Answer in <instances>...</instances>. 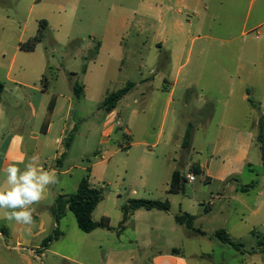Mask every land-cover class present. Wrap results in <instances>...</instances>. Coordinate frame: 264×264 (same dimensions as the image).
Listing matches in <instances>:
<instances>
[{"label": "rangeland", "instance_id": "374dc122", "mask_svg": "<svg viewBox=\"0 0 264 264\" xmlns=\"http://www.w3.org/2000/svg\"><path fill=\"white\" fill-rule=\"evenodd\" d=\"M185 6L197 9L208 7L210 14L219 18V22L231 23L228 27L225 26V31L220 37L224 40L236 39L230 44L224 41L212 44L204 39L194 42L190 51L191 61L195 62L201 48H204L208 57L203 59L202 63L206 67L205 70H208V75L192 78L196 81V86H190L184 93L177 92L175 103L167 114L163 131L165 137L167 133L172 132L171 143L166 149L172 151V168H176L185 176L190 171V166L208 156L220 124L233 119L239 125L254 132V142L248 154V165L242 172L239 184L264 182V163L261 159V144L258 142L259 123L264 119V88L261 86L264 79L260 78L262 76L258 73L259 70L254 78L257 84L249 86L254 105H240L235 113L233 112V116L232 110L223 104L231 89L235 87L232 82L237 81L232 77L236 58L226 57L236 54V45L241 44L245 39L251 44L264 41V25L252 29L255 24L264 23V0H0V82L6 88L4 102L8 103L15 87L8 81L9 79L38 84L36 72L38 66L43 65L48 66L46 73H51L50 77L54 76L53 79H56L55 84L52 83L54 80L51 81L49 91H53L56 95L62 94L66 98L69 96L72 100L71 108L75 112L76 129L68 144L64 146L62 167L56 174L58 182L49 186L45 201L31 206L33 212L43 214L47 222H54L50 208L57 197L75 193L80 180L90 169V183L103 191V199L92 213V218L94 221H100L104 217L111 221L109 230L98 231L102 235L106 234L108 239L85 235L77 228L75 218L69 211H66L60 220L59 229L70 236L69 244H72L70 246L85 239L92 244L94 241L91 237H96L102 243H107V247H103L106 251L112 241L115 254H108V260L112 262L121 259L130 264L137 260L144 261L160 246L158 242L165 241V237H162L163 232L159 234L161 236L157 232H150L148 236L141 234L137 240L135 224L132 220L128 221L129 223L126 221L123 224L124 229L119 231L118 224L121 220L118 215L121 214L122 206L131 199L166 200L163 199L164 195L160 189L168 177L161 176L151 180L148 187L141 185L137 171L132 168L136 166L141 151H148V148H133L132 156L127 160L125 157L128 150L125 148L127 138L123 130L116 131L111 138L102 137L106 111L100 107V98L104 91L110 93L124 88L129 82L134 83V87L118 103L116 110L119 112L118 122L122 129L135 130L141 127V111L145 101L150 97V92L159 85L165 84L162 79L155 77L157 75L155 70L157 66L163 65L165 55L158 53L160 59L153 61L154 55L148 52L153 32L159 23V11L172 18V9L180 8L183 12ZM41 20L47 22L41 42L33 52L21 51L19 45L36 34ZM203 21H207L206 18H203ZM125 24H128V27L123 28L125 31L122 57L115 60L113 56H116V53L104 51L95 71L92 70L85 78L81 70L84 65L87 66L92 61L93 57L95 58L93 52L96 43L111 37L107 30L115 27L121 29ZM141 25H143L142 30H140ZM241 32H246L245 36L240 35ZM202 35L203 33L194 32L193 36ZM101 65L103 68H100ZM49 68L51 70H48ZM213 74L217 76L213 78ZM143 80H146V83H143ZM166 80L172 81V79ZM74 84L81 86L87 84V91L82 90V94L77 97L72 88ZM26 92L28 91H25V95ZM60 105L61 109L57 113L51 136L60 134L63 123L61 117L68 109L67 101L61 102ZM132 111H137V114L132 116ZM21 112L23 113L24 110ZM23 115L26 116V112ZM187 130L190 131L191 142L188 149H183L181 144ZM51 136L48 138L49 149L42 160L52 159L57 154V144L50 142ZM153 149L159 153L163 149V144ZM103 152H105V160L96 158ZM160 166L167 167L164 163H160ZM194 177L196 181L193 185L202 186V177L200 175ZM189 187L191 184L186 183L185 189ZM134 191L136 192L133 193ZM170 199L174 212L181 198L176 196ZM185 204L195 214L196 219L192 227H202L210 234L212 231L231 228L236 218L232 210L234 203L228 197L221 203H215L212 208L214 217L205 216L208 212L203 205L199 208V206L192 207L190 202ZM161 215L166 217L165 214ZM1 224L2 222L0 227ZM160 226L164 227L163 223ZM258 229L264 230L260 227ZM211 237L217 241L214 236ZM179 239L180 236L175 235L172 237V242L176 243ZM238 241L246 253L252 251L257 243V239L250 232L245 233ZM147 242L152 246L148 247ZM0 243L4 244L2 238ZM6 243L9 244L8 240ZM59 245L68 246L66 242L60 241L53 248ZM224 247L227 251H232L229 246L224 245ZM119 249L128 253L124 256L125 260L120 258ZM43 254L44 256L41 257L43 264H76L65 261L51 252H43ZM96 256L97 258L101 256L99 249L96 251ZM227 256V252L215 248L216 261ZM259 257L264 260V253L259 254Z\"/></svg>", "mask_w": 264, "mask_h": 264}, {"label": "crops", "instance_id": "0c3cea01", "mask_svg": "<svg viewBox=\"0 0 264 264\" xmlns=\"http://www.w3.org/2000/svg\"><path fill=\"white\" fill-rule=\"evenodd\" d=\"M203 18H206L207 21H203ZM158 20L159 23L153 32L152 43L148 47V52L154 55L153 61L160 59L158 53L165 55L163 65L157 66L155 70L157 73L155 77L162 79L165 84L159 85L150 92V97L145 101V106L141 111V127L139 129H122L118 122L119 112L116 109L106 112L102 125L104 129L106 118L110 113L115 116V124L109 137L111 138L116 131L123 130L122 132L127 138L125 146L128 149L125 153L127 160L132 156L131 151L133 148H148V151H141L136 166L132 168V170L137 171L143 187H148L151 180H156L161 176L168 177L160 192L164 195L163 199L168 201L170 210L168 212L138 210L126 220L127 222H130V220L134 222L137 240L141 234L148 236L150 232H157L158 235L163 232L162 237H165L163 243L162 241L158 242L161 247H157L150 257H147L144 261L137 260L133 264L138 262V264H264V260L259 257V254L264 253V246H260L261 238L258 237V235H264V230L260 231L258 229L259 227L264 229V182L255 181L246 185L239 184L242 172L248 165V154L254 142V132L250 128L239 125L233 119L222 122L214 136L208 156L195 163L199 166L203 185H193L196 179L192 182L187 180L191 187L185 189L183 193L178 195L168 193L172 173L177 169L172 168V151L166 150L172 140V132L167 133L165 137L163 131L167 114L175 103L177 92L184 93L190 86H196V81L192 78L197 79L208 75V70H205L206 67L202 63L203 59L208 57L204 48H201L197 59L193 63L190 51L194 46V42L201 39L212 44L222 43L223 41L227 44L235 42L236 38L224 40L220 37L221 33L225 31V26L228 27L231 23L219 22V18L210 14L209 8L206 6L200 9L185 6L183 12L180 8L172 9V18L159 11ZM262 25L264 23L260 22L255 24L252 29H257ZM126 26L128 27V24L123 25L121 29L115 27L107 30L111 37L99 43L100 46L95 58L87 64L86 71L83 73L85 78L92 70L97 68L98 60L104 51L116 53V56H113L115 60L120 59V56L122 57L125 31L123 28H127ZM142 28L143 25L140 26V30ZM194 32L203 33V35L194 37ZM245 34L246 32H241L240 35L245 36ZM236 48L237 53L226 58H236L232 77L236 78L237 81L232 82L235 87L233 90L231 89L228 97L223 102L228 109L232 110L231 115L233 116L240 105H251L249 100L252 97L249 93V86L257 84L254 78L257 76L258 70V73L262 76L260 78L264 79V71H262V67H264V41L251 44L250 41L245 39L241 44H237ZM108 57H110L109 54ZM216 57L223 58L222 56ZM47 67L38 66L36 72L38 84L9 79L8 81L14 84L15 87L13 96L8 100V103L4 102L6 91L4 87V92L0 98V185L5 180V166L13 160H27V158L36 155L47 170H54L57 174L62 167L61 160L66 140L69 134L76 129L75 112L71 108L72 100L69 96L66 98L62 94L56 95L53 91H49L51 82L47 87L42 84V76L47 74ZM100 68H103V66L101 65ZM216 76L217 74L212 75L213 78ZM166 79H172V81ZM55 82L56 79L52 81L53 84ZM144 82L146 83V80H143ZM261 86L264 88V81H262ZM87 87L88 85L84 84L83 92L87 91ZM26 90L28 92L25 95ZM108 93L106 91L102 93L100 103ZM51 101H54V108L49 111ZM65 101L68 103V109L65 111V115L61 117L63 123L60 127V134L51 136L57 113L61 109L60 103ZM22 110L26 112V116L23 115ZM132 112V116L137 114V111ZM50 136V142L57 144V154L52 159L42 160L49 149L48 138ZM160 144H163V149L157 153L153 148H157ZM160 163H164L167 167L160 166ZM20 167H23V165H20ZM189 173L192 172L189 171L185 175L186 179ZM176 196L181 199L177 209L172 212V199L170 198ZM47 197L46 190L45 198L40 202L45 201ZM226 197L234 203L232 210L235 212L236 218H234L231 228H224L223 230L226 229L227 234L239 244L241 243L238 240L245 233H253L257 243L249 253L242 249L243 246L237 250L221 243L214 236L216 231H212L210 234L202 227H195L194 229L203 233L199 234L183 225H179L174 220L175 214L184 212L192 215L195 221V214L185 206L186 202H190L192 207L199 206L201 208L203 205L208 212L205 216L214 217L212 208L216 202L221 203ZM161 214H165L166 217ZM118 218L121 220L122 214H119ZM33 219L34 223L29 226L0 218V222H2L0 239L2 238L4 243H0V264H43L41 260V257L44 256L43 252H51L65 261L76 264H130L122 259L115 262L108 260L109 255L115 254L112 241L106 251L103 247H107V243H102L96 237H91L94 241L92 244L88 239H85L79 240V243L70 246L72 245L69 244L71 242L70 236L59 229L60 224L57 225L55 220L54 222H47L43 214L36 212H33ZM161 223L164 227L160 226ZM110 225L111 221H109ZM56 227L62 235L46 249H42L43 240L49 237ZM118 228L119 231H122L124 225L120 227L119 222ZM99 230L104 229L94 230L85 235H95L108 239L106 234L98 233ZM175 235L180 236L179 241L176 243L172 242V237H175ZM211 236H214L217 241L213 240ZM6 240L9 244L6 243ZM60 241L66 242L68 246L61 247L62 245H59L53 248ZM224 245L229 246L232 251H227ZM147 246L150 247L152 244L147 242ZM215 248L227 252V258L222 257L221 260L216 261L214 259ZM98 249L101 251L99 259L96 256ZM119 252L120 258L125 260L124 256L128 253L123 252V249H119ZM238 256H241L244 260L241 257L238 258ZM38 260L40 263H38Z\"/></svg>", "mask_w": 264, "mask_h": 264}, {"label": "trees", "instance_id": "16d2710c", "mask_svg": "<svg viewBox=\"0 0 264 264\" xmlns=\"http://www.w3.org/2000/svg\"><path fill=\"white\" fill-rule=\"evenodd\" d=\"M39 28L36 32V34L29 38L26 42L19 45V49L24 52H33L36 48V46L41 42L43 38V33L47 27V22L45 20L39 21ZM99 43H96L93 56H95L99 49ZM94 59V57L92 58ZM48 70H51L50 68ZM86 71V65L82 67L81 73H85ZM51 74V73H50ZM50 74H44L42 76V84L44 87H47L52 80H54V76L50 77ZM134 87V83H127V85L119 90L110 92L106 94L104 100L102 101L100 107L104 109L106 112H111L114 109H116L118 103L126 96L130 89ZM73 92L78 97L82 94L83 86L74 84L73 85ZM4 92V85L2 82H0V98ZM251 105H254L251 100H249ZM54 108V101H51L49 104V111L53 110ZM72 133L69 134L66 145L68 144L69 139L71 138ZM190 138L191 134L190 131H186L183 137L182 141V148L188 149L190 146ZM258 142L260 145V151H261V159L262 163H264V119H262L259 123V137ZM190 172H192L194 175H200V169L197 164H193L190 166ZM89 172L90 169L87 170V174L85 177H83L77 187V190L73 194L69 195H59L57 199L54 202V205L50 208V212L58 225L59 221L62 219V217L65 215L66 211H69L73 214L75 218V222L77 225V228L85 233L89 234L97 229H110L109 226V220L107 218H101L100 221H94L92 218V213L94 212L97 205L102 201L103 199V191L101 189L95 188L90 184L89 181ZM187 183V179L185 178L182 173H180L178 170H175L172 173L168 193L172 195H178L180 193H183L185 190V184ZM138 210H145V211H151V210H158L162 212H168L170 210V205L167 200L164 201H151V200H143V199H131L128 200L127 203L122 206L121 208V214L122 219L120 222V227L123 226V224L126 222V220L134 214V212ZM174 220L179 225H183L188 229L194 230L195 232L199 234H203L201 231L196 230L192 227V224L194 222V217L188 213L179 212L174 215ZM62 233L59 231L58 227L55 228L53 233L47 237L42 242V249H46L52 242L58 240ZM221 243L227 244L234 249H239L242 245L239 243H236L225 230L221 229L215 232L214 235ZM259 238H261L260 246H264V235H258Z\"/></svg>", "mask_w": 264, "mask_h": 264}, {"label": "clouds", "instance_id": "9594fccd", "mask_svg": "<svg viewBox=\"0 0 264 264\" xmlns=\"http://www.w3.org/2000/svg\"><path fill=\"white\" fill-rule=\"evenodd\" d=\"M4 172L5 180L0 185V218L32 225L31 206L44 199L49 186L58 182L56 172L45 169L36 155L27 160H13Z\"/></svg>", "mask_w": 264, "mask_h": 264}, {"label": "built area", "instance_id": "2783aa9c", "mask_svg": "<svg viewBox=\"0 0 264 264\" xmlns=\"http://www.w3.org/2000/svg\"><path fill=\"white\" fill-rule=\"evenodd\" d=\"M115 124V116L113 114H109L106 118L105 125H104V131H103V138H108L110 136V133L112 131V127ZM118 126V124H117ZM96 158L105 160V152H103L101 155H98ZM187 180L189 182H192L195 180L194 174L189 173L187 175Z\"/></svg>", "mask_w": 264, "mask_h": 264}]
</instances>
